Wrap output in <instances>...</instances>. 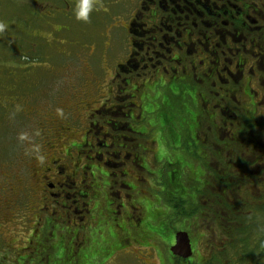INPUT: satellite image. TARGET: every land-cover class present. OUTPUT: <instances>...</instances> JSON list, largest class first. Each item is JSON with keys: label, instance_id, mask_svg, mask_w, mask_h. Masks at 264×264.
<instances>
[{"label": "flooded vegetation", "instance_id": "flooded-vegetation-1", "mask_svg": "<svg viewBox=\"0 0 264 264\" xmlns=\"http://www.w3.org/2000/svg\"><path fill=\"white\" fill-rule=\"evenodd\" d=\"M130 9L123 19L126 51L97 84L104 91L99 104L79 99V108L36 111L28 179L16 190L2 173L1 192L19 197L11 207L7 196L0 201L11 217L22 213L23 228L73 227L79 244L83 227L114 226L132 253L137 242L130 237L138 240L144 225L154 239L158 220L151 217L167 212L157 206L163 191L153 202L143 190L141 173L159 162L158 151H179V167L188 161L202 173L201 154L220 136L239 134L262 110L264 0H132ZM263 119L260 112L257 121ZM191 142L199 146L192 150Z\"/></svg>", "mask_w": 264, "mask_h": 264}, {"label": "rangeland", "instance_id": "rangeland-1", "mask_svg": "<svg viewBox=\"0 0 264 264\" xmlns=\"http://www.w3.org/2000/svg\"><path fill=\"white\" fill-rule=\"evenodd\" d=\"M131 1L96 0L95 10L89 14L87 21H83L75 19L72 14L74 0H0V25H3L0 27V186L2 173L9 175L8 180L16 190L21 185L19 181L28 179L27 154L38 140L33 117L36 111L40 110L41 114H53L59 113L61 107L79 108L77 107L80 104L79 99L89 102L88 105L99 104L96 99H100V93L103 94L104 91H99L97 84L105 79L107 68L115 63L116 56L126 51L122 43L126 31L123 19L130 13ZM108 89L106 86V90ZM81 111L73 110L74 113ZM260 112L264 114V106L261 111L255 110L253 118ZM185 113H188L187 109ZM256 129L240 131L235 140L231 139L229 157L240 137L254 136L253 142L248 143V147L252 145L251 149L248 148L251 153L242 156L253 164L250 171L258 174L262 169V174L264 168L256 156L261 154L257 152L259 147L264 149V132L258 134L260 141L255 146ZM187 136L182 144L186 142ZM222 138L219 137L217 143L210 149L209 157L212 159L218 154V142ZM74 144L69 142L71 146ZM186 145L187 142L185 148ZM190 145L192 150L199 146L197 142L195 146L193 142ZM163 152L158 151L159 162L155 166L141 173L144 178L143 190L148 192L149 196L152 195L153 202L162 191L163 194L175 191L174 196H185L189 192L183 191L186 190L183 176L185 171L187 175L189 172L193 174L191 168L178 167L176 155L169 156L168 153V156L161 155ZM186 155L194 160L200 159V153L197 151H187ZM201 156V160L204 161L209 158L207 152H203ZM262 157L264 158V155ZM227 169L229 182L232 183L240 169L233 166V162ZM201 174L200 169H197L193 179L198 188H201L204 181L200 179ZM167 177H173L172 184L164 183ZM249 188L255 194L261 189L260 194H264L262 192L264 182L257 183L256 188L254 186ZM14 193L15 190L7 195L0 190V199L7 196L6 202L11 207L9 202H16L19 197V193ZM141 194L138 192V196ZM262 197L264 195L258 197L256 202L253 201L255 197H246L244 208L255 213L257 223L245 227V238L242 241L234 238L225 243L231 264H263ZM216 198L217 195L210 198L214 205L217 204ZM166 204V201L161 199L157 206L164 207ZM191 204L190 201L185 202V208L188 209ZM10 207L0 201V255L6 252L7 256H13L15 259L9 262L6 261L7 258L4 259L6 264H23L26 261V264H32L31 262L35 260V264H188L175 258L169 251L170 238L173 235L170 228L165 229L168 223L158 229L160 234L154 239L149 238L151 230L143 225L136 233L139 235L138 240L130 237L137 245L131 248L133 252L129 253L130 249L126 248L128 245L122 246L114 226L110 230L108 227L101 228L99 224L83 227L85 235L83 243L80 244L75 238L76 232L73 227L59 224L52 227L43 225L42 228L37 226L36 234L29 241L27 239L31 232L29 228H23L21 225L22 213L16 214L12 211L11 217ZM174 213L175 209L171 208L167 215L171 228L174 229L179 224L188 226L194 240V259L190 262L204 264L212 256L214 259H211L210 264L222 263L223 260L220 261V256L218 259L217 256L221 249V241L224 240L223 234L218 230L199 228L200 225L193 222L190 215H185L188 212L185 214L182 212V215ZM6 217L10 218L7 222ZM20 247L23 249L22 252ZM42 247H53L56 250H52L48 260L39 261Z\"/></svg>", "mask_w": 264, "mask_h": 264}, {"label": "trees", "instance_id": "trees-1", "mask_svg": "<svg viewBox=\"0 0 264 264\" xmlns=\"http://www.w3.org/2000/svg\"><path fill=\"white\" fill-rule=\"evenodd\" d=\"M258 116L253 118L252 116L249 117L248 120L244 121L243 124V131H248L249 129H255L254 134L257 139L256 145L259 139V133L264 132V119L261 122L257 121ZM222 138V136H220ZM239 137V136H238ZM225 138V139H223ZM223 138L221 139L219 144V148L217 150V156L212 159L211 157V151L210 149L207 151L208 159L206 161L202 160V174L200 175V179L204 180L203 183L201 184V188L199 189L195 181L193 180L196 176V172L192 167V163L186 161L187 166H185L186 169H193V174L191 172L186 173L183 176V182L186 184V190L183 191H188L189 193L185 194V196H174L172 194L175 193V191H169L166 195L165 201L166 205L164 206V209L167 211L158 213V215L152 216V218L158 219V222L155 226V233L154 235L160 234L158 229L161 227H164L166 223L168 225L165 227L170 228L171 233L173 235V232L176 229H184L188 232L190 241L192 244V255L188 258H181L179 256H175V258L179 260H183L185 262H188V264H192L190 261L194 259V240L191 236L190 231H188V226H185L184 224H179L176 225L173 228H171V225L169 221L167 220L168 218V212L171 208L175 209L174 213L175 215H190L191 218H193V222H197L199 228L203 227L205 230H212V231H219L222 236L224 237V240L221 241V249L219 251V255L217 256V259L220 256V261L222 263L220 264H231L228 258V251L226 248L225 243L232 241L234 238H237L238 240L242 241L245 238V227L251 223H257V219L255 218V213L253 214L252 211L248 212L247 209L244 208V203L246 200L247 196L255 197L253 200L256 202V199L258 197H261V195H264L263 193L260 194L261 189H258L257 194L252 190H250L249 186H254L256 188L257 183L264 182V173L261 174V170H259V173H255L250 171L251 166L253 165L251 162L247 161L248 158L243 157L245 153H251L252 145L248 147V143L253 142L254 136L248 135L245 138L240 137L238 143L234 146L232 149V154L231 157H229V147L231 143V139L236 138V135H224ZM218 141V140H217ZM249 148V149H248ZM262 148V147H259ZM261 151V150H260ZM260 151L257 150L259 153ZM263 152V153H262ZM236 153V154H235ZM161 155L168 156L167 152H163ZM170 155H176L177 160L180 158V152H174L170 153ZM236 157H235V156ZM264 155V149L261 151V154L256 156L259 160V163L262 164L264 168V158L262 157ZM245 156V155H244ZM186 159V158H185ZM244 159V160H243ZM181 160V159H180ZM212 160V161H211ZM233 162V166L238 167L240 169V172L236 176V180H234L232 183H230V179H228V167L231 165ZM177 164V163H176ZM183 163H180L181 169H183ZM179 167V165H178ZM198 169V168H197ZM261 174V175H260ZM206 175V178H205ZM169 178V184L173 183V177H168ZM255 182V184H254ZM252 183V184H250ZM168 183H166L167 185ZM249 188V189H248ZM182 191V192H183ZM264 192V190H262ZM213 195H217L216 202L217 204H212L210 201V198ZM264 197H262L263 199ZM190 201L192 202L191 206H189L188 209L185 208V202ZM173 202V203H172ZM172 203V204H171ZM251 203V202H250ZM250 203H248L250 205ZM264 203V202H263ZM264 209H262V213ZM169 219V218H168ZM170 220V219H169ZM168 221V222H167ZM154 223V224H155ZM170 226V227H169ZM31 236L28 237L27 240L31 241V237H33L36 234L35 230H30ZM44 234V233H43ZM76 238V236H75ZM172 238V237H171ZM45 243V242H44ZM47 244V243H45ZM27 243L24 245L26 246ZM23 247V246H22ZM22 247H20V252H22ZM43 249L40 250V259L41 260H48V256L52 253V250H56V248L53 247H42ZM9 250L12 249L8 248ZM28 249V248H27ZM263 249V248H262ZM26 250V248H25ZM8 251V250H7ZM262 256L264 258V249L262 252ZM2 257L0 259V263L6 264L4 262V259L7 258V262L15 260L13 256L9 257L7 256L6 252L4 255H0ZM222 257V258H221ZM210 260H207L204 264H210L211 259L213 260L214 258L210 256ZM218 261V260H217ZM25 262V261H24ZM27 262V261H26ZM23 263V264H26ZM53 262V261H50ZM32 264L36 263L31 262ZM264 264V259L263 262Z\"/></svg>", "mask_w": 264, "mask_h": 264}, {"label": "water", "instance_id": "water-1", "mask_svg": "<svg viewBox=\"0 0 264 264\" xmlns=\"http://www.w3.org/2000/svg\"><path fill=\"white\" fill-rule=\"evenodd\" d=\"M173 255L187 258L192 253V247L189 234L184 229H178L173 233V240L169 246Z\"/></svg>", "mask_w": 264, "mask_h": 264}, {"label": "clouds", "instance_id": "clouds-1", "mask_svg": "<svg viewBox=\"0 0 264 264\" xmlns=\"http://www.w3.org/2000/svg\"><path fill=\"white\" fill-rule=\"evenodd\" d=\"M96 8V0H74L72 5V14L75 19L87 21L89 14ZM3 27V25H0ZM26 135V134H22Z\"/></svg>", "mask_w": 264, "mask_h": 264}]
</instances>
